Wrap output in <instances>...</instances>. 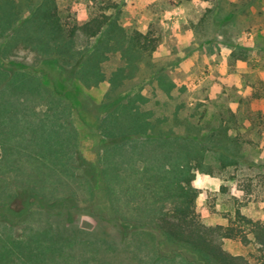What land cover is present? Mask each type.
Returning <instances> with one entry per match:
<instances>
[{"label": "rangeland", "instance_id": "obj_1", "mask_svg": "<svg viewBox=\"0 0 264 264\" xmlns=\"http://www.w3.org/2000/svg\"><path fill=\"white\" fill-rule=\"evenodd\" d=\"M39 1L0 0L7 22L0 66L45 83L42 97L34 88L0 90L11 96L0 97V264H142L177 253L209 264L159 227L160 214L179 204L180 185L193 194L195 221L224 251L264 264L256 244L219 232L237 210L264 221V0H56L66 25L97 11L115 19V29L79 32L73 41L83 58L98 43L107 46L102 75L90 85L72 61L62 67L21 37L9 40ZM135 31L148 32L155 49L133 46ZM137 94L158 133L198 137L207 147L203 167L194 159L189 165L190 183L164 187L159 175L169 165L159 164L157 139L131 132L134 140L118 146L121 132L110 145L106 116L115 100ZM123 128L118 113L108 131ZM215 130L233 138L232 164L223 166L204 141ZM11 236L20 241L8 242Z\"/></svg>", "mask_w": 264, "mask_h": 264}, {"label": "trees", "instance_id": "obj_2", "mask_svg": "<svg viewBox=\"0 0 264 264\" xmlns=\"http://www.w3.org/2000/svg\"><path fill=\"white\" fill-rule=\"evenodd\" d=\"M106 28H110L109 30L115 29L116 22L112 15L105 11L91 13L80 24L73 22L70 25H66L63 22L56 0H40L8 38L9 40L11 39L10 41H16L17 38L21 37L26 45L30 44L37 52L45 56H56L57 60L54 58L55 61H60L62 67L73 62L70 66L72 68L74 66L75 75L85 84L90 85L95 83L102 75L100 62L107 46L100 42L95 45L91 54L83 58V52L81 53L74 49L73 41L79 32L85 36L93 37L99 35ZM0 29H7V22L1 12ZM130 39L133 46L143 51H151L156 47L154 39L150 37L148 32L142 33L135 31ZM71 59H74V61ZM1 69L5 70L6 75L0 78V82L3 81L0 84V90L7 84V86L19 87L18 91L20 92L15 93L21 95L22 90H25L23 92L27 94L30 89L34 88L33 90L36 91L34 95L42 97L43 93L40 88L45 83L37 75L14 69L9 70L0 66V72ZM159 83L161 86L166 87V80L164 78H160ZM167 84V87H171L170 82H167ZM35 88H39V90H35ZM0 97L3 100L5 97L11 98L10 95H5V93H0ZM137 99L144 100L143 97L137 94L136 96H129L127 102H122L120 98L114 101L112 105L113 111L106 116V123L103 126L105 135L112 138V144L110 145L116 146L119 137H123L122 139L125 140H122L124 141L123 143L119 142L118 146L133 141L134 139L131 140V132L135 133V135L142 136L143 138L140 137L141 139H157L161 148L159 164L164 166L168 163L169 165L163 167L164 173L159 175L161 181L165 182L164 187L171 191L176 186V183L182 179L186 180L185 183H190L192 173H189V165L194 159L199 167L202 168L204 164L203 160L207 156V147L203 145V141L198 137L172 136L170 132L158 133L155 130L156 127L153 121L148 119L151 113L140 111L137 108ZM12 101L14 102L13 98ZM117 112L121 114V119L125 122V129L109 132L108 129L118 116ZM121 132L124 136H119L117 139H114V136ZM135 139L139 140L137 137ZM204 141H211L213 146H215L217 159L223 166L236 161V154L233 153L234 140L226 131L221 134L217 130L212 131L204 136ZM177 189V194L181 199L179 204L173 210L160 214L159 227L167 238L177 243L190 246L195 252L200 253L209 264H251L243 256L232 255L224 251L220 244L214 240L210 232L202 229L198 225L194 216L191 214L193 194L190 189L185 188L181 190V185ZM173 192L175 193V191ZM245 228H247V231H245ZM219 232L227 238H239L245 243L253 242L258 246V250H260L264 260V221L253 220L237 210L235 219L231 222V225L226 226ZM77 236L81 238L79 234ZM20 237L11 236L6 240L8 242L13 240L20 241ZM154 259H145L142 264H149V262L153 264H197L192 260H188L180 253L172 257ZM30 264L34 263L30 262ZM79 264L91 263L81 261Z\"/></svg>", "mask_w": 264, "mask_h": 264}]
</instances>
